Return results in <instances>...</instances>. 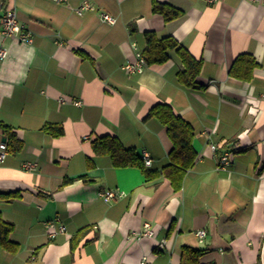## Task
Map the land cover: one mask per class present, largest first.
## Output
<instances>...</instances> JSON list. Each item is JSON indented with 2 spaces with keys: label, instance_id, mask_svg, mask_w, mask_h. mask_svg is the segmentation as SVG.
Listing matches in <instances>:
<instances>
[{
  "label": "crops",
  "instance_id": "0c3cea01",
  "mask_svg": "<svg viewBox=\"0 0 264 264\" xmlns=\"http://www.w3.org/2000/svg\"><path fill=\"white\" fill-rule=\"evenodd\" d=\"M83 1L94 10L78 15ZM153 1L0 0V17L14 10L31 35L26 44L0 34V194L18 195L0 200V212L19 245L15 254L0 248V264H264V5L155 0L182 12L166 23ZM100 12L115 23L101 22ZM146 32L172 37L201 61L199 89L179 83L174 51L140 74L123 69L144 50ZM232 66L251 77L231 76ZM159 104L193 132L196 158L179 190L161 173L172 143L148 117ZM48 125L63 133H47ZM9 135L19 151L7 147ZM104 136L137 156L147 151L144 169L159 176L148 181L144 169L94 153ZM225 152L231 163L221 168ZM104 190L125 196L105 202L97 196ZM49 222L66 232L50 238ZM145 224L153 235L137 240Z\"/></svg>",
  "mask_w": 264,
  "mask_h": 264
},
{
  "label": "trees",
  "instance_id": "16d2710c",
  "mask_svg": "<svg viewBox=\"0 0 264 264\" xmlns=\"http://www.w3.org/2000/svg\"><path fill=\"white\" fill-rule=\"evenodd\" d=\"M151 11L153 14L160 15L166 23L176 20L182 15V12L178 9L155 0L152 2ZM144 39L145 48L141 54L147 65L165 63L168 59V53L174 51L183 66V70L178 74L179 83L190 89L200 88L196 84L195 79L201 70V61L195 60L184 48L179 46L177 41L172 37L159 38L154 32H146L144 33ZM250 69L249 66V70ZM239 71V67L232 66L229 73L235 78L248 79L251 77L249 71L243 75L240 74ZM148 117L158 120L167 130V135L172 143V149L169 153L170 164L164 167L161 173L170 180L175 190H179L185 173L192 168L196 158V154L191 147L193 138L192 129L190 125L180 116L176 115L171 106L167 104H159L153 107ZM3 128L7 133L9 129L7 127ZM43 129L54 136H60L63 133L62 128L56 126L48 125ZM7 141V147H9L12 152L20 150L21 144L13 135H9ZM92 149L96 154L109 156L115 167H138L142 170L144 169L140 155L137 156L134 152L123 148L119 141L113 136H104L95 139L92 142ZM144 174L148 181L159 176L158 173H153L145 169ZM70 182L69 179H66L63 181V185L65 186ZM17 197L18 195L15 193L0 194V200H11ZM13 230V224L3 220L0 212V248L11 254L17 253L19 249V245L9 239ZM85 232L86 230H81L71 239V250L79 243Z\"/></svg>",
  "mask_w": 264,
  "mask_h": 264
},
{
  "label": "built area",
  "instance_id": "2783aa9c",
  "mask_svg": "<svg viewBox=\"0 0 264 264\" xmlns=\"http://www.w3.org/2000/svg\"><path fill=\"white\" fill-rule=\"evenodd\" d=\"M53 2L59 3L63 2L65 0H52ZM217 0H205L207 3H215ZM251 2L259 3L264 5V0H249ZM94 7L88 3L87 1H83L74 11L78 15L82 14L86 11H93ZM99 20L101 22H105L108 24L115 23V18L108 15L107 13L100 12L98 14ZM0 34L4 37H15L19 41L24 42L26 44L31 43V35L29 33H25L22 31L21 25H19L17 21L16 12L14 10H7L4 12V14L0 17ZM7 55V51L5 49H0V60H3ZM147 67L146 61L143 58L142 54L137 52L136 53V61L134 63H127L123 67V69L126 72L129 73H142L144 69ZM75 105H79L78 102H74ZM213 150H216L215 147H212ZM7 152L3 149L0 152V165L4 162L6 158ZM140 158L142 160L143 166L145 168H148L151 166L152 160L150 158V155L147 151L142 150L140 153ZM231 163V157L230 153L225 152L223 153L219 158V166L221 168L229 166ZM34 167L33 164H24L23 169L24 170H32ZM97 196L105 201L109 202L113 199H119L125 196V193L118 191V190H104L99 191L97 193ZM45 228L48 232V235L50 238H54L58 234H64L66 232V229L63 225L56 226L54 223L49 222L46 223ZM153 232L151 231L148 224L144 225V229L142 233L138 234L136 237L137 240L144 238V237H152ZM196 236L200 239H203L205 237V231H198L196 233ZM163 245V244H162ZM141 264H146L145 260L143 259Z\"/></svg>",
  "mask_w": 264,
  "mask_h": 264
},
{
  "label": "water",
  "instance_id": "95a60500",
  "mask_svg": "<svg viewBox=\"0 0 264 264\" xmlns=\"http://www.w3.org/2000/svg\"><path fill=\"white\" fill-rule=\"evenodd\" d=\"M2 142L5 143V140L3 139Z\"/></svg>",
  "mask_w": 264,
  "mask_h": 264
}]
</instances>
